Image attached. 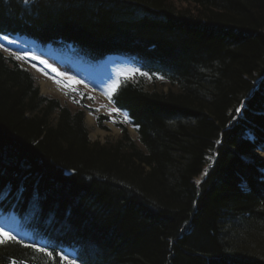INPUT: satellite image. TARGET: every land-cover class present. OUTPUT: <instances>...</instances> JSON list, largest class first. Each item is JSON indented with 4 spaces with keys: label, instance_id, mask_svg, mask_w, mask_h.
<instances>
[{
    "label": "trees",
    "instance_id": "1",
    "mask_svg": "<svg viewBox=\"0 0 264 264\" xmlns=\"http://www.w3.org/2000/svg\"><path fill=\"white\" fill-rule=\"evenodd\" d=\"M0 35L137 66L110 119L0 49V210L48 243L0 264H264V0H0ZM85 109L120 134L90 140Z\"/></svg>",
    "mask_w": 264,
    "mask_h": 264
},
{
    "label": "rangeland",
    "instance_id": "2",
    "mask_svg": "<svg viewBox=\"0 0 264 264\" xmlns=\"http://www.w3.org/2000/svg\"><path fill=\"white\" fill-rule=\"evenodd\" d=\"M8 38V40L0 39V45H2L0 49L6 56L13 54L21 67L29 69L33 73L40 94L55 96L73 108L76 107H74L73 98L69 94L75 97L77 103L80 98H84L88 107L95 108L98 113H103L110 119L113 118V106L108 99L107 92L110 86L116 82L118 75L131 74L136 70L129 61L110 55L98 61V64L95 65H92L94 64L92 62H84L79 58L81 64H72L65 59L66 57L58 58L49 50L34 48L31 40L21 37ZM9 41L15 42L10 43ZM26 53L27 55H25ZM33 56L39 57V59H33ZM41 60L46 61L52 67H47L41 63ZM53 68L56 71H53ZM58 73H64L65 75H59ZM69 77L72 79L69 80ZM80 92L85 95L82 96ZM119 113L124 116L123 112L119 111ZM84 122L89 128L88 137L90 140L103 142L106 139H114L120 134V129L111 120L103 122L105 128L98 126L93 113L88 109L84 111ZM127 129L130 136L135 138L136 131L134 128L128 125ZM256 152L264 156V145L259 146ZM206 169L207 165L195 178L196 183L206 174ZM9 219L10 215L0 217V226L5 231L12 233L5 225ZM17 233L18 235L21 233L20 237L30 239L29 234L25 231ZM64 253L70 256L73 255L70 250H64Z\"/></svg>",
    "mask_w": 264,
    "mask_h": 264
},
{
    "label": "snow or ice",
    "instance_id": "3",
    "mask_svg": "<svg viewBox=\"0 0 264 264\" xmlns=\"http://www.w3.org/2000/svg\"><path fill=\"white\" fill-rule=\"evenodd\" d=\"M24 2H25V4H29V3L34 2V0H24ZM0 39L8 40L9 38H8L7 35H3V36H0ZM9 42L12 43V42H15V41H9ZM0 47H2V45H0ZM25 55H27V53ZM33 59H39V57L33 56ZM41 63L45 64L47 67H50V68L52 67L51 65H48L46 61L41 60ZM33 67H35V65H33ZM52 70L56 71L55 68H53ZM58 74L59 75H65L64 73H58ZM141 75H146V73H141ZM71 79L72 78L69 77V80H71ZM57 82H59V81H57ZM117 86H118V81L113 83L110 86V88H109V90L107 92V95H109V98H111V94L114 91H116ZM237 111H239V109H237ZM125 118H127V117H125ZM197 183L199 184L200 181H197ZM244 187L246 188V185ZM0 237L3 238V239H0V244H4L6 241H9V240L16 241V237L14 235H12L11 233L5 231L3 228H0ZM34 246L35 245H25V247H34ZM38 250L41 251V252L46 251V249H44V248H39ZM48 255L51 256L52 253L48 252ZM57 255L60 257L62 264H63L64 261H66L67 264H77V260L79 259L78 256L76 257V259H70L69 256L66 253H64L63 250H61L59 253H57Z\"/></svg>",
    "mask_w": 264,
    "mask_h": 264
},
{
    "label": "bare ground",
    "instance_id": "4",
    "mask_svg": "<svg viewBox=\"0 0 264 264\" xmlns=\"http://www.w3.org/2000/svg\"><path fill=\"white\" fill-rule=\"evenodd\" d=\"M13 224H15V222H14V223L12 222V223H11V224H9V225H10V226H13ZM14 226H15V225H14Z\"/></svg>",
    "mask_w": 264,
    "mask_h": 264
}]
</instances>
